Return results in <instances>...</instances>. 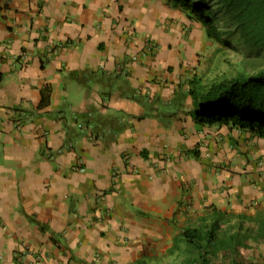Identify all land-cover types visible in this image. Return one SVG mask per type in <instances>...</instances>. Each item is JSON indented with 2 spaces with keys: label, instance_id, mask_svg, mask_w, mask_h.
Returning <instances> with one entry per match:
<instances>
[{
  "label": "crops",
  "instance_id": "1",
  "mask_svg": "<svg viewBox=\"0 0 264 264\" xmlns=\"http://www.w3.org/2000/svg\"><path fill=\"white\" fill-rule=\"evenodd\" d=\"M205 39L166 0H0V264H134L264 201V139L193 119Z\"/></svg>",
  "mask_w": 264,
  "mask_h": 264
},
{
  "label": "trees",
  "instance_id": "2",
  "mask_svg": "<svg viewBox=\"0 0 264 264\" xmlns=\"http://www.w3.org/2000/svg\"><path fill=\"white\" fill-rule=\"evenodd\" d=\"M173 8L187 12V18L199 23L205 37L220 42L225 36V44H242L245 49L264 53V0H166ZM219 17L228 25L226 32L217 27ZM192 98L193 119L201 125L229 126L264 139V71L253 75L236 73L222 76L203 85L201 79L194 78L189 83ZM235 215L228 216L226 210L212 208L209 215L202 217L199 227L186 226L173 239L167 254L173 255L184 244L191 258L186 264H211V258L220 252L236 253L246 248V235L236 233L228 239L220 237V225ZM238 222L255 224L252 230L257 240H264V209L254 215H238ZM209 221V225L204 224ZM245 237V239H244ZM134 264H148L141 259Z\"/></svg>",
  "mask_w": 264,
  "mask_h": 264
},
{
  "label": "rangeland",
  "instance_id": "3",
  "mask_svg": "<svg viewBox=\"0 0 264 264\" xmlns=\"http://www.w3.org/2000/svg\"><path fill=\"white\" fill-rule=\"evenodd\" d=\"M186 17L187 12L179 9ZM217 27L221 32L228 30V25L219 17ZM220 42L205 39V49L197 55L199 62H202L203 69H209L205 76L206 81L217 80L222 76H231L236 73H243L245 75H253L258 71H264V53H257L252 49H245L239 43L225 44V36L221 37ZM207 75V72L205 73ZM210 79V80H209ZM264 209V201H259L245 210L240 212H233L226 210L228 216L235 215L227 222L220 225V237L228 239L230 236L239 233L241 236L246 235V248L238 249L236 253L220 252L216 257L211 258V264H264V240H257L253 236L252 230L255 229V224L252 222L241 221L238 222V215L245 213L246 215H254L257 210ZM209 221L204 224L209 225ZM201 222L193 223L194 227L201 226ZM245 239V237H244ZM192 257L184 244H181L176 253L168 255L166 253H156L147 260L148 264H186L185 260ZM195 264H199L196 262Z\"/></svg>",
  "mask_w": 264,
  "mask_h": 264
}]
</instances>
